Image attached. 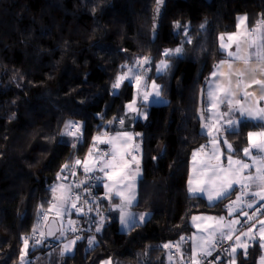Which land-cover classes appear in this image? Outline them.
I'll return each mask as SVG.
<instances>
[{
    "label": "trees",
    "instance_id": "obj_1",
    "mask_svg": "<svg viewBox=\"0 0 264 264\" xmlns=\"http://www.w3.org/2000/svg\"><path fill=\"white\" fill-rule=\"evenodd\" d=\"M155 5L156 0H0V264H19L22 255L32 259L29 264H100L109 257L114 264H170L173 250L194 230L191 217L223 213L234 197L210 205L188 192L192 153L207 138L200 133L199 93L225 58L221 34L235 31L241 14L264 17V0H170L152 42ZM185 30L191 43H185ZM181 46L184 52L158 75L163 50ZM144 57L152 61L145 81L157 82L167 100L141 102L147 116L133 126L143 145L133 209L150 217L121 231L119 213L101 184L96 195L102 216L72 253L56 258L61 242L46 236L25 249L26 234L41 229L42 213L54 201L50 188L62 167L82 159L97 133L118 131L135 87L125 80L115 91L112 84L127 71L122 66ZM70 120L81 123L82 141L62 135ZM252 130L249 123L239 134L225 131L235 155L247 147ZM246 252L237 264H258V245Z\"/></svg>",
    "mask_w": 264,
    "mask_h": 264
},
{
    "label": "snow or ice",
    "instance_id": "obj_2",
    "mask_svg": "<svg viewBox=\"0 0 264 264\" xmlns=\"http://www.w3.org/2000/svg\"><path fill=\"white\" fill-rule=\"evenodd\" d=\"M165 0H156V14L160 13L161 6L164 5ZM241 23L247 19V17L238 18ZM175 28L181 29L183 26L179 21L175 22ZM203 28L204 25H201ZM239 27V25H238ZM256 35L253 36L252 34ZM186 37L185 43H191V38L188 37V33L185 30L183 32ZM238 36H242L243 39H238ZM220 49L222 53H225L228 59L221 60L216 66V70L212 72L211 83L208 86L207 91V108L205 112L207 113L208 123L203 124L204 135L210 137V142L207 147H210V152H205L206 146H201L197 152L192 153L193 161H196L198 154H204L205 160H202L200 166L197 167L193 165V174L188 179V192L192 196H197L205 199L210 205L216 204L217 202H222L225 199H229L232 195H235L237 191L240 195L236 196V200L226 207L229 209V213L232 212L235 205L241 202L242 197L245 195V191L249 189L253 184L257 187L264 189V107L259 106V101H255L253 104H248L246 101L249 97L255 95L254 92L247 91L248 87L252 84L259 86L261 93L260 99L264 100V79H257L256 74L264 76V21L258 23L255 28L245 29L244 33H233L227 37V43L225 42L224 35L219 37ZM235 43V51L229 50L232 44ZM246 45L247 47H243ZM251 50V51H249ZM184 52V48L177 47L175 49H164L161 55L164 59L159 61V65L156 67V72L158 75L165 73L169 67V61L172 57L181 55ZM239 61L245 68L243 70H233V62ZM255 62L257 67L253 68L249 65ZM227 64L229 72L226 74L221 71L222 67ZM147 65L148 67H145ZM152 61L148 57L136 60L132 67L122 66L127 68V71L122 75L117 76L115 82L112 84L113 89H119L121 83L125 80L129 83H135L138 89V94L140 95V100L142 103L147 104L152 98L153 102H158L156 98L161 96L160 85L156 84L154 80L151 83L143 81L141 75V70L147 73L151 70ZM131 73V75H129ZM249 76L250 82L245 83L243 77ZM235 77V80L233 79ZM243 86V87H242ZM143 88V91L139 90ZM238 92L240 93L239 98ZM136 101L129 105L127 108L137 114L140 110L134 107ZM221 106H223V111H221ZM205 112L201 113V119L203 120ZM145 115L146 118V114ZM223 121L219 127L217 125ZM123 124V120L119 121ZM251 123V126L256 129L254 131H248L246 135L247 147H243L240 150L241 154L248 158L249 162L242 159H234L233 146L228 143L226 139L222 136V131H230L232 134H239L238 130L243 126L247 127ZM227 125V128L224 127ZM82 125L79 122L68 121L64 126L63 136L72 137L76 142L82 141L83 133L81 131ZM107 136V133L103 134ZM133 137L130 133L117 131L114 136L108 139H102L101 136H97L93 140V147L89 150L86 159L81 162V160L76 159L73 167L65 164L61 172L67 171L71 175H75L74 167L79 165L82 167L83 172L86 174H91L88 176L89 180H94L101 183L106 189L105 198L111 201L113 198L119 200V203L114 205V207L119 211L120 222L125 227L136 226L140 221L144 220V215L137 216L134 213L128 211L133 205L135 200V193L132 192L131 195H125V190H131L135 181V175L139 173V160H137L135 155H132V141ZM97 142L106 144L109 146L106 150H101L97 148ZM223 143L226 145V150L229 153L225 160L227 165L225 166L223 161L220 159V148L219 144ZM75 147V143L72 145ZM139 148V145H136ZM131 157V160L128 157ZM132 162L136 164V171L132 173L130 171ZM244 170H249L245 173ZM67 179V176L61 177L58 174V179ZM132 182L129 183L128 181ZM109 181L111 183H109ZM83 182L75 184L76 188H80ZM57 188L65 189V185L60 184L56 187L50 188L53 193V200L59 201V204L50 202L51 208H56L57 215L68 216L69 207L75 209L77 213H82V208H77L75 201L80 200V195L72 194V185H69L65 191L62 192L60 197H56L55 193ZM111 193L112 195H109ZM252 195L259 196L261 200H264V194L261 192H253ZM87 203V201H85ZM252 205L249 204L248 207ZM93 211L91 207L88 208V212ZM86 214V213H85ZM43 219H47V213H42ZM193 221L199 219L198 217H193ZM206 220H218V222H223L224 217H205ZM232 221L229 222L227 227L229 228V233H225L221 230L218 223L217 227L213 229V233L216 231L220 232V239L225 238L231 240L232 235L230 234L232 230ZM69 228L68 231H77L76 227L73 226L74 222L68 221ZM211 227V225L207 226ZM100 231V228L96 229ZM251 228H249V232ZM261 239L264 240V228L261 229ZM41 237L44 236L43 232H40ZM51 236L53 233L48 232ZM61 235H64L62 232ZM244 235H248L244 233ZM35 237V230L33 233ZM76 239H80L77 237ZM183 239V238H181ZM24 248L29 247V239L24 238ZM42 241L36 239L35 243L39 244ZM93 241L89 240L91 244ZM76 240H71L69 243L64 245L65 251L71 250V245H74ZM34 246V245H33ZM264 247V243L260 245ZM164 248H170L171 245L165 244ZM178 247V245H177ZM239 247L244 250L246 254V244L240 242V237H236L235 246L232 251L235 252L236 248ZM210 254V253H208ZM194 259V258H193ZM21 260H24L23 255ZM262 264H264V257L261 258ZM105 264H111L110 261L105 262Z\"/></svg>",
    "mask_w": 264,
    "mask_h": 264
},
{
    "label": "crops",
    "instance_id": "obj_3",
    "mask_svg": "<svg viewBox=\"0 0 264 264\" xmlns=\"http://www.w3.org/2000/svg\"><path fill=\"white\" fill-rule=\"evenodd\" d=\"M240 17H247V19L245 21H243V23H241L240 20L238 19ZM238 18H237V28L235 29V31L221 34V35H224L226 43L228 42L227 37L229 35H231L233 33H244L245 29L255 28L258 23L264 21L263 15L259 14V13L241 14L238 16ZM238 25H239V27H238ZM252 35L255 36L256 34L253 33ZM237 38L243 39L242 36H238ZM235 47H236V45H235V43H233L232 47L229 50L235 51ZM243 47L246 48L247 46L243 45ZM249 51H251V50H249ZM226 59H228V57L225 54V58H223L222 60H226ZM249 66L253 67V68L257 67L255 62L251 63ZM244 68H245V65H243L241 62H239V61L233 62V70L234 71L237 69L243 70ZM215 70H216V68H214L213 71H215ZM141 71L143 72V70H141ZM221 71H223L226 74L229 72L227 64H225L222 67ZM143 74H145V73L143 72ZM211 74H210V76H209V78L205 84V105H206L205 108H207L208 86L212 80ZM256 78L257 79H264V76H261V75H259V73H257ZM233 79L235 80V77ZM243 79H244L245 83L250 82V78L247 75L245 77H243ZM133 84L136 88L135 83H133ZM139 91L142 92V90H139ZM247 91L254 92L255 95L253 97H249L248 100L246 101V103L253 104L255 101H259V106L264 107V100L260 99L261 93L259 90V86L252 84L251 87L247 88ZM239 95H240V93L238 92L237 98H239ZM136 108L139 109L138 105H136ZM221 111H223V106H221ZM145 114L147 116V113H145ZM127 115H128V113H126L123 116V118L120 119V120H123V124L119 123L118 131L119 132H127V133L132 134L133 126H134L135 122L141 116L134 115V117H132L129 120V119H127ZM142 118H145V115ZM206 121L208 123L207 113H206ZM221 124H223V121H220V123L217 125V127H219ZM224 127L227 128V125H224ZM252 131H254V130H252ZM222 136L224 139H226L228 141V143H230L233 146V149L235 150L234 145L228 139V136L226 135L225 131H222ZM207 140L210 142V137H207L203 142H205ZM101 145H104V144H100V145L98 144L97 148L100 149ZM219 148H220V159H221V161H223L224 165L226 166L227 161L225 160V157L229 154L226 150V145H224L223 143H220ZM198 149H200V148L198 147L195 152H197ZM210 150H211L210 148L206 149L205 152H210ZM136 154L139 155L138 152H136ZM233 158L234 159H242V160H245L246 162H249L248 158L244 157L242 155V153H241V155H235V152H234ZM205 159H206V157L202 153L197 155L196 161H193V158L191 157L189 177L193 174V165L195 164L197 167H199L201 161L205 160ZM244 171H245V173H247L249 170H244ZM103 190L106 192L104 187H103ZM257 191L261 192V194H264V189L259 188V187H257V185L253 184L249 189H247L245 191V195H244V197H242L241 202H239L235 205V207L233 208L231 213H229V209L226 206L231 204L233 201L236 200V196L240 195L239 191H237L236 194L234 195V197L226 203V205L224 207L225 211L223 213L194 214L191 217V224H192L194 230L186 238L187 240L181 246V248L180 249L176 248L179 250L175 251V253L172 254L170 264H177V263H179V264H193V263H195L194 259H193V255H195V252L196 251L205 252L206 250H204V249L205 248L208 249V245H210L209 253L212 256V254L214 252V251H212L214 248V240H215V238L220 237L219 231H216L215 233H213V229H215L219 223L221 230L225 233H229V228L227 227V225L229 224L230 221L234 222V223H232L233 230H231V232H230V234L232 235L231 240H233L232 241L233 244L231 245L230 252L228 253V258L225 259V262L223 264H237L239 262V260H238L239 254H241V253L244 254V250L239 248V247L236 248L235 252L232 251V248L235 246L237 236L240 237V242L242 244L247 245L246 251L250 248L251 245L252 246L254 244L258 245L259 249H261V253H262L261 257H262V255L264 253V247H261L260 245L262 243H264V240L261 239V235H262L261 229L264 228V215H262L256 219L255 225L250 227L251 228L250 232H249V229H246L242 232L239 230V225H240L241 221L243 220V218H245V216H247V211L244 209V206H245L244 200L245 199L248 200L249 204L252 205L251 206L252 208L256 207L258 205L264 206V200H261L259 196L252 195L253 192H257ZM234 215H238V218L233 217ZM221 216L225 218L223 222H218V220H206V219H204L205 217H216V218H218ZM193 217H198L199 219L193 221V219H192ZM209 225H211V227H207ZM244 233H247L248 235H244ZM225 239H227V238H225ZM246 253H248V252H246ZM209 255L208 254L206 256L202 255V254L199 255L198 264H201L202 258L208 257ZM179 256H181V258L183 259L182 261L179 259ZM211 256H209V257H211ZM258 264H259V261H258Z\"/></svg>",
    "mask_w": 264,
    "mask_h": 264
},
{
    "label": "built area",
    "instance_id": "obj_4",
    "mask_svg": "<svg viewBox=\"0 0 264 264\" xmlns=\"http://www.w3.org/2000/svg\"><path fill=\"white\" fill-rule=\"evenodd\" d=\"M73 122H79V121H73ZM80 123V122H79ZM81 124V123H80ZM82 129V128H81ZM209 145V141H205L199 145V148L201 146H206V149H209L210 147H207ZM103 148V149H102ZM100 148L101 150H106L109 148V146H103ZM74 165H70L69 167H73ZM75 175L69 174L67 171L63 172L61 177L67 176V179H59L60 181H64L68 183L69 185H72V194H79L80 200L75 201L77 208H82V213H77L75 209H72V213L77 214V221L73 224L74 227H76L77 231L72 232L68 231L67 236H76V237H82L83 233L85 232L86 228H89L90 226H94L96 223V220L102 216V210L98 204L97 201V195L96 192L99 189L101 183H98L94 180H89L88 176L91 174H86L83 172V169L81 166L76 165L74 167ZM83 182L80 188H76L75 184ZM87 201V203H85ZM244 209L247 211V216L243 218L241 221V224L239 225L240 231H244L246 229H249L253 225H255V221L258 217L264 215V206L258 205L256 207H248L249 202L248 200H244ZM85 205H89L93 209V211L88 212V208ZM86 213V214H85ZM43 218V216H42ZM82 221L83 223L77 222ZM76 224V225H75ZM41 231L35 230V237L33 236L34 230L27 234L25 238L29 239V242H32V244L37 245L35 243L36 239H42V237L39 235ZM47 241H50L47 239ZM233 240L223 239L221 240L220 237L215 238L214 240V252L211 257H204L202 258V264H223L222 259L228 255L231 249V245ZM95 242H92L91 245L94 246ZM176 247V245H175ZM174 252L176 250H173Z\"/></svg>",
    "mask_w": 264,
    "mask_h": 264
},
{
    "label": "rangeland",
    "instance_id": "obj_5",
    "mask_svg": "<svg viewBox=\"0 0 264 264\" xmlns=\"http://www.w3.org/2000/svg\"><path fill=\"white\" fill-rule=\"evenodd\" d=\"M159 65V64H158ZM146 67V66H145ZM129 75H131V73L129 74ZM141 75H142V77H143V79H144V74H143V72L141 71ZM148 82V81H147ZM148 83H151V82H148ZM133 84V83H132ZM156 84H158L157 82H156ZM134 85V84H133ZM135 87V86H134ZM120 88V87H119ZM119 89H115V91H118ZM140 90H142L143 91V88H141ZM133 100H135L136 101V103H135V105H134V107H136V105H138V107H139V110H140V112L142 113V114H135L134 112H132V111H130L128 108L126 109V113H128V115H127V119H131L132 117H134V115H137V116H141L140 118H142L144 115L143 114H145L146 113V111L145 110H143V109H141V106H140V104H141V100H140V96H139V94H138V89H137V86H136V88H135V93H134V97H133ZM133 100L132 101H130L127 105H129V104H131L132 102H133ZM156 100L158 101V102H153L152 101V98H150V101L148 102V103H156V104H162V103H166L167 102V100L165 99V98H163L162 96H160L159 98H156ZM130 111V112H129ZM125 113V114H126ZM71 121V120H70ZM104 133H107V136H104L103 134ZM116 133H108V132H106V131H101V132H99V133H97L96 135H95V137H97V136H101V138L102 139H108V138H111L112 136H114ZM131 134V133H130ZM132 137H133V139H132V141H131V145H132V155H135L136 156V158H137V160H139V173L138 174H136L135 175V181H134V184H133V187L131 188V190H125V195H131L132 194V192H134L135 193V200L133 201V205L136 203V200H137V191H138V181H139V179H140V177L143 175V169H142V159H141V155H142V149H143V145H142V142L139 140L138 141V139H137V135H136V133L133 131L132 132ZM136 136V137H135ZM94 137V138H95ZM94 140V139H93ZM100 145V144H102V143H99V142H97V145ZM105 146H108V145H106V144H104ZM104 145H101L100 146V148H102ZM136 145H139V148L137 149L136 148ZM93 147V145L90 147V149ZM103 149V148H102ZM89 152V151H88ZM136 152H138L139 153V155H137L136 154ZM87 155H88V153L85 155V156H83L82 157V159L81 158H79V160H81V162H83L85 159H86V157H87ZM128 159L129 160H131V157L129 156L128 157ZM72 165H74V164H72ZM130 171L132 172V173H135V171H136V164H135V162H132V164H131V168H130ZM58 174H60V176H62V175H64V174H62V172H59ZM58 174H57V176H58ZM129 183H131L132 181L131 180H129L128 181ZM109 183H111L110 181H109ZM60 184H63V185H65V189H60V188H57V191H56V193H55V196L56 197H60L61 196V194H62V192L63 191H65L66 189H67V187L69 186V184L68 183H66V182H64V181H60V180H57L54 184H53V186L52 187H56L57 185H60ZM106 190V189H105ZM107 191V190H106ZM109 195H112L111 193H109ZM115 199L116 198H113L111 201H112V209H114V210H116V211H118L115 207H114V205H116V204H118L119 203V200H116L115 201ZM108 200V199H107ZM52 203H56L57 205L59 204V201H53ZM133 205H132V207L130 208V209H128V211H130L131 213H134V214H136L137 216H140V215H144V220H142V221H140L138 224H143V223H145L146 221H147V219L150 217V215H151V213L149 212V211H138V210H134L133 209ZM86 207H89V205H85ZM45 211L47 212V219L45 220H43V225L41 226V229L39 228V227H37V228H34L33 230H40L41 232H43L44 233V236H46V224L48 223V221L51 219V218H53V217H55V218H57L58 220H59V222H60V225H61V231L56 235V237L53 239V240H56V241H60L61 242V248H58V249H56L54 252H53V254H54V256L57 258V257H59L61 254H70V253H72L73 251H74V249H75V246H76V244H77V241H78V239H76L77 237L76 236H72V237H67V232H68V228H69V224H68V221L69 220H71V221H73L74 223L77 221V214H75V213H71V215H68V216H63V215H60V216H58L57 215V210H56V208H51V210H50V204H48L46 207H45ZM71 212V207H69V213ZM118 213H119V211H118ZM41 215V214H40ZM233 217H235V218H238V215H234ZM119 220H120V214H119ZM78 223H83L82 221H79V222H77L76 224H78ZM75 224V225H76ZM137 224V225H138ZM134 227V226H133ZM133 227H125L121 222H120V229H121V231H123V232H129ZM32 230V231H33ZM232 230H233V227H232ZM32 231H30L29 233H31ZM64 233V235H61V233ZM87 233H88V231H86ZM86 232H84L85 234H86ZM29 233H27V234H29ZM83 233V234H84ZM26 234V235H27ZM219 234H220V232H219ZM96 235V233L95 234H93V237ZM93 237H91L89 240H92L93 242H94V240H93ZM71 240H76V243L74 244V245H71V250L70 251H65L64 250V245L65 244H67V243H69V241H71ZM229 240V239H228ZM91 245V244H90ZM92 246V245H91ZM209 248H210V245H208V249L207 248H205L204 250H206L205 252H198V251H196L195 252V255H193V258H194V262L195 263H193V264H198V258H199V255H207L208 253H209ZM213 251V250H212ZM209 255V254H208ZM262 257H264V253H263V255H262ZM261 257V258H262ZM261 258H260V260H259V264H262V260H261ZM32 261V259L31 258H27L26 256H24V260L22 261L21 260V262L19 263V264H29L30 262ZM107 261H110L111 262V264H114V261H113V259L111 258V257H109V258H106V259H104L100 264H105V262H107ZM177 264H179V263H177Z\"/></svg>",
    "mask_w": 264,
    "mask_h": 264
},
{
    "label": "water",
    "instance_id": "obj_6",
    "mask_svg": "<svg viewBox=\"0 0 264 264\" xmlns=\"http://www.w3.org/2000/svg\"><path fill=\"white\" fill-rule=\"evenodd\" d=\"M169 1L170 0H165L164 5L161 6V8H160V13L158 16H157L156 11H155L157 5H155L153 8V11H152V42H156V40H157L158 34L160 32V28H161V21H162L164 14H165V11H166V8H167ZM207 1L211 2L212 0H207ZM143 81H145V78L142 80V83H143ZM202 112H205V87H202L200 89L199 105H198V111H197L198 117H199L200 122H201L200 133L202 135H204L203 124L207 123V121H206V115H204L203 120L201 119V113ZM49 231H51L53 233V235L49 236L48 235ZM60 231H61V225H60L59 220L55 217L51 218L48 221V223L46 224V238L48 240H51V239L53 240Z\"/></svg>",
    "mask_w": 264,
    "mask_h": 264
}]
</instances>
